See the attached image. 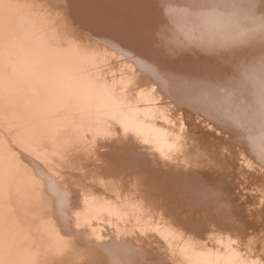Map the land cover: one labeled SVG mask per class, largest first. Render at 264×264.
<instances>
[{
    "label": "bare ground",
    "instance_id": "obj_1",
    "mask_svg": "<svg viewBox=\"0 0 264 264\" xmlns=\"http://www.w3.org/2000/svg\"><path fill=\"white\" fill-rule=\"evenodd\" d=\"M171 1L196 8L230 3ZM114 7L116 19L110 16ZM148 8L145 0H0V264H264L263 164L251 152L239 149L246 162L241 165L230 141L212 137L211 129L203 124L200 148L204 153L199 156H206L204 161L215 168H194L189 163L197 151L183 149L180 156H171V140H158L147 125L146 111L142 115L144 107L139 110L141 102L136 100L139 107L133 106L134 97L142 95L130 97L133 89L127 86L135 79L127 75L131 70L134 73L136 64L135 75L143 73L140 77L145 78L146 69L140 67L146 63L137 62L142 56L129 63L127 52L126 61L116 60L115 49L119 48L112 49L111 40L117 39L109 37L108 31L115 21L127 26L131 21L134 27L136 22L145 24ZM176 12L171 10L173 15ZM208 13L198 24L207 23L210 29L224 24L218 20L224 17L220 12L216 14L221 18ZM228 16L234 19V15ZM188 20L183 23L194 24V19ZM165 26L167 29L169 24ZM198 27L200 30L201 25ZM163 35L166 31L161 40ZM223 36L220 38L225 39L226 34ZM125 37L120 48L132 44L131 37L121 39ZM164 39H168L166 43L170 40ZM208 39L203 43L208 44ZM106 40L110 44L103 46ZM171 40L164 43L166 47ZM218 43L224 44L220 39ZM200 44H196L198 49ZM181 57L200 62L191 54ZM144 78L140 79L146 83L148 77ZM119 90L130 92L132 103L125 102L130 98L120 97L123 92ZM115 95L125 101L118 104L115 99V103ZM132 107L142 114L134 113ZM194 191L215 199L210 204L201 200L196 208L192 201L181 198ZM158 197L163 205L158 206ZM175 199L179 200L174 203ZM127 202H150L158 228L139 231L143 230L139 226V235L133 236L126 234L127 229L96 222L106 216L116 219V212L125 210Z\"/></svg>",
    "mask_w": 264,
    "mask_h": 264
},
{
    "label": "rangeland",
    "instance_id": "obj_2",
    "mask_svg": "<svg viewBox=\"0 0 264 264\" xmlns=\"http://www.w3.org/2000/svg\"><path fill=\"white\" fill-rule=\"evenodd\" d=\"M145 1L149 3V8H148L149 11L145 12V15L143 16L145 17L146 15H148L145 17V21L143 20L145 24L142 25V24H138L139 22H136L137 24L135 23V27H134V25L130 21L131 23V24L129 23L130 26H127L125 25V22H122L121 20H119L121 21V23L115 21V23H113L114 26H112V28L108 32H109V37H112V38H115V40L116 39L118 40V42L117 40L116 41L111 40V42H113V44L111 45L112 46L111 48L112 49H115L116 47L119 48V49H115L118 53L119 51L122 50L120 52L121 56L120 54L118 55L117 53L116 58H115L116 60L120 59L119 62L121 60L126 61L127 56L128 57L130 56V59H128L130 63L132 62L133 57L142 56L138 58L139 61L137 60V62L138 63L141 62V64L143 62L146 63V66H145L146 68L144 67L145 64H143V66L140 68L146 69V70L144 69L143 70L145 71V75H147L145 76V78L148 77L147 80L144 78V76L140 77L141 75H143V73H138L139 78L137 75H135L136 74L135 71L138 70V67L137 69H135L136 64L132 66L134 68L131 67L132 69H134V73H133V70H131V72H129L127 76L129 77L130 75H133V77L131 76L130 79L134 78L135 81H137L138 83L135 81L131 82L130 86H132V88L130 86L129 87L127 86V88L128 89L130 88V90L133 89L131 91L132 93L127 92V94L130 93L131 94L130 97L136 96V93L137 95L139 94L142 95L140 97L138 96L139 97L138 99L134 97L133 101L135 100L134 103H136V100L141 102L139 104L140 105L142 104L141 105L142 107H140L139 110H141L144 107L141 110L143 114L138 109L137 111L140 112V114L142 115H144V112L146 111L145 115L146 117H148L147 125L149 126V128H151V131L154 132L153 135L157 136L158 140L159 139L161 140L163 138H166V140L167 139L171 140V146L169 147L171 156L174 155L175 157L176 153H179V156H180V151H183V149H186V151L194 150V151H197V153L195 154L196 157L189 164L192 165L194 168L200 167L204 169L213 170L215 168L214 167L215 165H208L207 164L208 161L207 160L204 161V158L206 156L205 157L199 156V154L202 155V153H204L203 149L200 148V144L204 140L203 133L201 132V128L203 127L201 125L205 124L206 127H208L207 128L208 130L209 128L211 129L209 130L208 133H211L212 137L215 136V137L221 138L222 140H226L227 142L230 141L229 142L230 144L228 145H230L231 148L233 147V149L237 151V158L240 159L241 165H245L246 162H244L245 158L242 156L240 151L247 150V152L249 151L252 154H254L256 158L260 161V163H262L264 166V0H230V3L226 2L224 5H218V6L211 5L210 7H205V8H199V7L196 8L192 6L191 4H184V3L179 4L177 2H172L171 0H169L168 2L166 0H162V1L145 0ZM160 2H162V4H160ZM106 6H108V4ZM170 8L172 12H174L175 10L178 13L176 12V15H173L175 13L171 14V10H169ZM186 8L188 11L185 10ZM193 10L196 15L193 13ZM112 11L114 12V14L113 12H111L110 16L112 17L114 16L116 19L118 15L117 8L114 7V10ZM136 11L137 9L135 10V13L138 14ZM200 11H202V13ZM196 12L197 13L200 12V13L197 14ZM207 12L209 13L212 12L210 14L211 16L213 14L214 15L213 17L215 18H218L221 15L222 16L224 15L223 17L224 20L223 18H221L222 16L220 17L221 19L218 18V20H221L222 23H224L220 25L222 27L215 24L216 26L214 25L213 29L216 28V30H213V29H210L211 25L208 26L207 23L203 24L202 22H200L201 24L200 23L198 24V21H201L200 17L203 15H207L206 14ZM217 12H220L221 15L218 16L217 14L219 13ZM187 13L189 14V16L192 14L193 15L192 18H190L191 16L189 17ZM214 13L215 14L217 13V14L215 15ZM230 13L234 15V19L232 18L233 16ZM169 14L171 15V17ZM182 14L184 17L182 16ZM185 14L187 15L188 18L186 17ZM137 16L138 15H136V17ZM175 16H177V18L178 17L180 18L181 16L182 17L179 20V18L177 19ZM227 16L228 17L232 16L231 17L232 19L227 18ZM193 17L197 19L195 20V18ZM182 18L184 20L181 21ZM188 19L189 20L191 19L190 21L194 19L192 22L194 24H191V25L189 24L190 26H188V24H185V22L183 23V21L188 20ZM172 20H173L172 22L173 25H171ZM116 22L118 24H116ZM166 23L167 25L169 24L170 26V27L168 26L167 29L165 26ZM180 23H181V26H180ZM234 23L236 26L235 25L232 26V24ZM184 24L187 26H183ZM195 24L201 25L200 30L203 32H200L199 30L200 26L199 27L198 25L195 26ZM162 25L165 28H163ZM204 25H207L208 27L205 26L206 27L205 28ZM171 26H173V28ZM229 26H231L232 29ZM186 27L187 29L189 28V30H187ZM193 27L194 29L196 28V30H194ZM202 27H204V30H202L203 29ZM228 27L231 30H233V32L230 29H228ZM207 28H208V31H211V32L213 31L212 33L214 35V39H213V35L210 32L208 33ZM221 28H223L224 30ZM218 29H220V31H217ZM184 30L187 32L189 31L190 32L187 34V32H184ZM198 30L200 33H203L204 35L200 34ZM162 31L164 32L166 31V36L163 35V37L165 36L164 38L170 39L171 36H172L171 39L174 38L173 40L170 39L173 42L171 43V45L173 44L172 46L169 45V47L171 46L170 49L169 47H166L167 45H165L168 43L170 44L169 42L170 40L167 41L166 43V40L168 39L162 38L163 41L160 39L162 33H164ZM195 31H197V33H195ZM215 31H216V35H215ZM221 31L222 32L225 31L223 33V35L226 34L225 39H223L224 38L223 35L219 34V32ZM234 31L235 33H237L236 35ZM228 32L230 33V35ZM174 33L178 34L177 35L178 37ZM183 33L187 36L185 37ZM196 34L197 36L198 34H200L198 37L199 39L195 38L197 37ZM206 34H209V35H206ZM227 34H228V37H227ZM231 34L234 37H231ZM167 35L169 37H167ZM103 36L104 35H102L101 37L103 38ZM124 36L131 37V40H129L130 38L128 40H129V43L131 42L132 44L126 45V47L128 46L127 50H125L126 49L125 46L121 48L119 47L122 45V42L127 41L126 37L124 38L125 40L121 39ZM203 36H205V38ZM221 36H223L222 39L220 38ZM157 37L159 38L160 42ZM182 37L183 38L185 37L187 39H182ZM215 37H216V40H215ZM229 37H231L230 39H233V40H230ZM99 38L100 36L98 37V39ZM178 38H180L181 40ZM192 38L194 39V41H192L193 40ZM200 38H202L203 41ZM204 39L205 40L208 39L207 41L208 44H206V42L205 44L203 43L205 41ZM210 39L212 40V42H210ZM219 39L223 40L224 44L218 43ZM182 40L186 46L182 43ZM178 41L179 42L181 41L180 42L181 44H179ZM200 41H202V43ZM186 42L188 43L186 44ZM196 42L201 43V44L199 43L200 45H202L201 49L199 48L200 50L198 49L199 46H197L199 44ZM105 44L109 45L110 42L109 41L107 43L103 42V46ZM123 45H125V43H123ZM192 45L193 46L195 45V46L191 47ZM205 45L207 46V49L205 48L206 47ZM181 46L183 48L188 46L187 48L189 49L186 50V48H184L185 50L183 51V48L181 49ZM176 47L178 50L176 49ZM195 47H197L196 50L198 49V51H200L199 53L195 52L196 50L193 51V48L195 49ZM155 48H157L160 51H158ZM128 49H131L133 51H130ZM171 49L173 50V54L170 53L172 51ZM128 51L131 53H129ZM122 52L123 53L127 52L128 55L127 53L123 54ZM239 52L243 55L241 54L239 55ZM174 53L177 55H175ZM192 53H194L193 54L194 57ZM196 53H198V56L197 55L195 56ZM160 54H162L163 56L162 55L160 56ZM179 54L180 56H182L183 54L184 55L191 54L193 59L194 58L200 59L199 60L200 62L198 64L195 61H191V60L187 61V59H185L186 57L180 58ZM152 55L155 56V58ZM199 55L201 56L203 55V56L201 57ZM101 56H102V53H101ZM123 58L126 60H124ZM146 59L148 61H146ZM170 59L172 60L176 59L177 62L176 60L173 62ZM225 59H226V63H225ZM155 61L156 63H154ZM159 61H161L162 64ZM193 62L197 63L198 65H195V64L193 65ZM238 63L240 64V67ZM148 66L152 67V69L151 68L149 69ZM128 71H130V68L127 70V72ZM151 72L153 73V75ZM140 78L141 79L144 78L146 80V83L144 80L141 81ZM140 84H142V88L144 87L143 85L148 84L147 85L148 88L146 89L147 93L146 92L144 94L140 93V91L142 90ZM137 85L141 89L136 87ZM134 86L139 90H136ZM128 89L126 91H130ZM120 91L122 90H119V92ZM126 91H122L123 92V93L121 92L122 94L117 91L118 92L117 94H121L120 97H129L125 93ZM133 92L135 93V95ZM143 95H144V98L142 99ZM118 97L119 95L113 96L114 101L116 99L118 104L119 102L122 103L125 100H126L125 102L132 103V99L130 97L129 98L131 101L129 99L128 101L127 98H125V100L124 98L123 99L121 98L123 100L122 102L121 100H119L120 97L119 98ZM131 103H129L130 105L126 103V105H129L131 107V105L134 104V103L133 104ZM139 104L136 103L133 106L139 107L138 106ZM135 107L134 108L132 107V109H134L132 111L134 113H138L137 111H135L136 110ZM188 114H190L191 116L189 115L190 117H188ZM220 149H221L220 146H218L217 150H220ZM235 151L233 153H235ZM166 192L167 194L173 195V191H166ZM203 197L205 199H203ZM172 198H175V197H172ZM181 198H183L184 201H192L196 208L200 206L203 200L207 202V204H210L208 202L212 201L213 203L214 201L213 199H215L213 195L201 194L199 191H194L189 195H186L185 193H183ZM155 200L158 203V206L160 204L163 205L161 198L158 197V198H155ZM178 200L179 199H175L174 203H176V201ZM149 203L141 202V203L134 204L133 202H127L128 207L125 210H122L121 212H116L118 215L116 219L109 218L108 216H106L101 219L97 218L98 221L96 222L100 225L109 224L113 228H121L124 230L127 229L126 234L129 235L132 233L133 236H135L136 233L139 235L138 229H137V227L139 226L143 228V230H139V231L147 230L149 232H153V229H157L158 225L156 223L155 216H153V213H150L151 209H150ZM235 244L238 245L240 244V242H235ZM232 245H234L233 242H232Z\"/></svg>",
    "mask_w": 264,
    "mask_h": 264
}]
</instances>
